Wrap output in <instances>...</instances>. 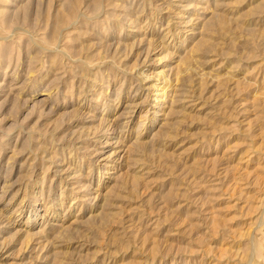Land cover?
<instances>
[{"label": "rangeland", "instance_id": "1", "mask_svg": "<svg viewBox=\"0 0 264 264\" xmlns=\"http://www.w3.org/2000/svg\"><path fill=\"white\" fill-rule=\"evenodd\" d=\"M0 264H264V0H0Z\"/></svg>", "mask_w": 264, "mask_h": 264}]
</instances>
